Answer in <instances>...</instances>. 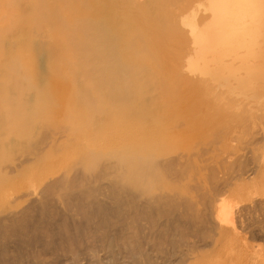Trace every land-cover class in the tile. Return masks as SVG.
<instances>
[{
  "label": "bare ground",
  "instance_id": "6f19581e",
  "mask_svg": "<svg viewBox=\"0 0 264 264\" xmlns=\"http://www.w3.org/2000/svg\"><path fill=\"white\" fill-rule=\"evenodd\" d=\"M4 1L5 0H0V27H2L3 24H5L7 22L6 17L8 14V9L6 8L7 2L6 1L4 2ZM123 1L122 0H26V2L29 3L30 5L28 7L29 13L27 15H25L26 17L24 19V24L28 23L29 25H32L34 27H38V26L39 27H46V29L43 28V31L47 30L46 34L49 32L46 35V37L49 35L50 37L55 39L54 40L55 42H57V40H58V43L60 44L59 45L57 43V46H56L55 42L53 43V45L56 48L54 51H55V53L58 52L57 55L59 56V59L57 61H55L56 63L54 64V68L52 70L50 69L51 72L47 68L49 70L48 71L49 72L48 78H46V77H45L46 79L40 78V76H38L40 74L36 73V71L38 69L36 70L34 68L36 71L35 70L31 71L34 80L41 82L43 84L42 86L43 87L45 86V88H43V89H46V92L49 90L48 93H50L52 90H54V92L59 91V90L61 92H63L64 90L62 91L60 88H62V87L64 88L65 85H67V87H68V84L69 85L72 84V83H69L72 81V79L69 78L68 76H70L71 74L74 73V72L72 73V71H74L73 68H72V71H70V75L67 76L71 81L64 79V78H66V77H64L63 80H67L68 84H65L64 82H62L64 84V86H61L62 85V84H60L61 82L59 83L57 81L58 76L56 75V72H55L56 71L55 65L56 66L60 65V67H61V66H66L69 64L68 69H70L69 66L72 65L71 63H73V61L78 62L80 60V62H83L84 60H88L89 61L88 65L84 64V66L85 65H87V66L82 68L83 71L84 70H88L90 72L92 71L91 73L96 74L95 76L93 74V77L96 78L94 80L95 81L97 80V82H99V85L102 83H106L105 81H107L108 85L106 84V87L108 88V86H112V87H109L108 90L110 88H113V89L109 90L110 92H108V90H106L107 93H111L110 95L107 94V99L108 100L113 99V97L117 95V93H115L116 90L114 89V88H116L115 84H118L119 86H117V87L120 88L122 83L119 84V82L125 81L124 83H126V84L124 85V83H123L122 86L123 87L128 86V87H125L128 89V91L130 90L129 89V87H130L131 91L126 93L127 89L121 88V89H118L119 91H117V92L118 93L120 92L121 94L125 92L126 93V94L124 93L125 97L123 95L122 96H123V98H126V96H128L127 100H128V98H130V99L133 98V100L135 101V104H137V103L138 104H137V106H135V104H134L133 105L134 107L131 105L132 109L134 108V110H138L140 105H139L138 100H135L134 98H136L135 97L136 95H140V94H137L138 92H141V91H139V84L141 85L143 83V81H141V83H140L139 77H141V76L143 77V74L141 73L142 70L138 66H136L134 64V62L124 61V59L122 57H124V55H126V54L128 55V53H129L134 58L133 60L140 59V62L142 61L144 63L146 62V63L151 64L152 62H148V58H146L144 55V52H145L144 50L146 49L147 56L149 53L150 55H152V57H154L153 59H155L154 60L155 62L153 63V65L156 68L161 69L165 72V76L163 75V78H162V79H165V80H163L164 82H166L165 85L167 84V82H170V81H172L174 83H175V81L178 82V84L175 83V87L177 85H179V88L177 89V90H180V93L177 91L180 94L179 96H178V94L176 95V93H177L176 90H174L176 92L175 93L173 90H171L172 88L171 89L169 88L173 83L167 84L168 86L166 85V87L163 85V87H165V89L168 87V89H166L165 94H167L168 93L167 90L170 89L171 91H173L172 94H175L174 97L177 98V96H178L180 98L179 101L182 102V103L179 102V105L176 104L178 102H175V101H173L172 103L175 102V105H177V106L181 105L180 107H182L183 105L186 106V108H185V106H183L182 108H180V107L176 108L175 110H177V113L173 112V114H177L180 117V119H181L182 115L186 116V115L191 114L193 117V114H196V108L200 107V105L204 104L202 107L207 108V109L203 110V114H204L203 117H201L199 119L197 118L196 120H193L195 117L194 118L189 117L190 119L187 121L184 119V122L186 121L185 123L182 121L183 124H187L186 126L190 125L189 130L184 125L182 126V124H181L182 122L180 123V127H179V130H181V132H182V130L185 131V129L188 130L186 132L183 131L184 134L181 137H184V138H182V139H187V138H194L195 139V138H197L196 140L193 139L197 143L196 154H194V153L193 154L196 155V159L198 160V163H195L196 161L193 160L195 164L192 163L193 161H187V163H185V164H183V163L178 164V162L176 161V159L178 160V158L176 157V158H174V161L169 159V161L166 160V162H164V163L162 162L163 164H160V169H161V173H162L161 175H164L163 177L166 178L165 183L167 184V181H168V183H169V181L171 182L169 185H171L172 182L176 183V185H178L176 192H178V191L180 192V190L182 191L185 189V191H184L185 195L180 196V193H178L179 194L178 196L176 194H175V196L173 194L172 195H165L162 198L160 197L161 202L159 203V206L157 205L158 207H156L155 204H153L155 207L154 208L151 207L149 209V211L152 213V215H154L155 219L153 222V217H152L151 221L154 223V226L156 225L157 228H159V230L154 232L155 228L154 229L152 228L154 231L152 230L153 232H151V233L149 231L148 241H141V240L139 241L140 238L139 239H138V237L135 238V235H133L131 233H127V235H126V234H124V232L126 233L127 230L122 229V230H120L121 232L118 234L119 239H117V241H116L117 248H119V249L116 250V249H114L115 248V246H114L115 239H114L113 235L102 236L99 234L98 235L99 238L102 237V245L105 248L104 250L107 251V253H105V251H104V253L107 254L106 258H104L105 259L104 263H106V264H181V263H184V261H187V259L189 258L188 256L190 255V252L193 251L191 249V246L187 244L190 240L188 241V239H187L188 242H186L187 237L184 238L185 235L188 236V238H189L190 236H192L194 234V236L195 237L197 236L203 244L204 241H206V239L208 237L213 238V236L216 233H217L216 236L219 233L220 234L219 236L227 237L228 235H226L225 230H226V232L230 233V235L228 236V239L226 241L230 242V243L234 242L235 244H237L239 246L240 252L245 256L246 254H248V251H249V250L245 249L246 245L248 244V242H247L248 239L252 240V241L261 240L264 242V0H151V2H150V0H147V1L145 0V1H143V3L146 2V4H143V3L140 5L137 4L138 6L134 7V9L132 11L126 10L125 7L127 6L128 3L131 4L133 0H131V1L129 0L130 2H128L126 0H123ZM148 1L150 3H148ZM126 2H128V3L126 4ZM34 3H36L37 5L35 4L36 5L35 6ZM124 3H125V6H123ZM130 4H128V7H126V8L129 9L132 6V5L129 6ZM24 6H25V4H24ZM22 12H24V11H22ZM19 14H23V13H19ZM82 14H83V17H84V15H87L88 18H90V22L88 21V23H87L88 18L87 19L85 18L86 19L85 23L89 24V26L86 24L87 26L84 27V25H85L84 22H78V18H80V16L82 17ZM19 17H21V16H19ZM161 17H164V19L166 18V21L165 20L163 21ZM72 18L73 19L75 18V21ZM160 18H161V22L162 21L164 23L166 22V25L163 26V25L159 24V23H161V22H159ZM81 19H83V18H81ZM20 22L23 24L22 21H20ZM79 23H82V25L84 23V25L82 27H79ZM29 27H31V26H29ZM39 27L37 30H39ZM121 27H126L129 30V32L138 35L141 38L139 41L140 45L141 46H142V44L144 45V47L142 46L143 49H141V47H139V45H138L139 43L136 44L135 42H133L131 37L129 38V37L121 34V32H123V31L125 32L126 29H122L123 31H121L119 33V30ZM25 28L28 29L27 26H25ZM79 28H83L85 31L84 35L82 34L83 37L81 38V40L78 39V37H77L78 34L77 35L75 34L76 33L75 31ZM91 28H93V30ZM30 29L31 28H29V30ZM35 30H36V28H35ZM35 30L32 32H37ZM23 31H24V29H23ZM27 31L25 30L24 32H27ZM44 33H45V31H44ZM26 34H28V32L25 33V35ZM32 34L33 33H31V35ZM36 34H38V32ZM39 34H41V33H39ZM125 34H127V32H125ZM32 36H34V34ZM32 36H30V37H32ZM50 37H49V40L51 41ZM133 37L136 38V36H134V35H133ZM28 38H29V34H28ZM135 38H133V39H135ZM141 40L143 42H141ZM26 41L27 40L25 39V42L20 43L19 46L22 48L21 52L23 53V51H24V52H26V55H27V54H30L29 46H28L30 41L29 40H28L29 42H26ZM48 41H47V43L42 44L43 46L42 45L41 46L47 47L45 45L48 44ZM50 41H49V43H50ZM182 41L187 43V44H185L186 46L184 45L186 47V50H185L186 55L183 54V52H182V54L179 57H181L182 55H185L186 59H184L185 57L183 59L179 58L180 59V61H179L178 56H177V53L179 52L177 45ZM33 42H32V44H33ZM52 42H53V40H52ZM51 45L49 47H52ZM76 45H78V46L73 47ZM36 46H38V45H36ZM38 47H40V45ZM49 47H47L48 50H46L48 52H50L49 49H51ZM53 47H52V53H54ZM34 48L38 49L35 46H34ZM41 50H43V48H41ZM38 51H39V49H38ZM40 52H39V54H42V56H41L42 60L45 57L49 56V53H48V56H47V54H45L47 52H45V53L44 52L40 53ZM34 53H35V51H34ZM36 53H38V52H36ZM55 53L53 55H55ZM57 55H55V56L57 57ZM150 55H149V57H150ZM178 55H179V53H178ZM12 56H14V55H12ZM38 56L40 58V55H38ZM128 56L130 57V55H128ZM33 58H36L35 55ZM11 59H12V57H11ZM14 59L17 60L19 63L20 59H18L17 57H15ZM82 59H83V61H81ZM36 61H37V59H36ZM46 62L47 63L49 62V58H48V61H46ZM38 63H39V61H38ZM75 63L73 66L77 67V64L79 62L76 63V65H75ZM49 64H47V65L49 66ZM181 64H182V70L184 69L182 71L183 74L178 73V69L181 67L180 66ZM15 66H16V64H15ZM36 67H38V66H36ZM49 67H51V66H49ZM140 67H142V66H140ZM144 67H145V65H144ZM30 68L32 69V67H29V69ZM77 68H81V67H77ZM47 69H46V71H47ZM138 69H140V70H138ZM61 70H63V69H61ZM78 70H80V69H78ZM83 71L80 70V72H83ZM139 71H141V72H139ZM48 72H47V74H48ZM61 72L59 71L58 73H61ZM77 72L78 71H76V73ZM145 72H147V71H145ZM40 73H41V71H40ZM67 73H69V72L67 71ZM76 73H75V75H76ZM91 73H87L86 75L91 74ZM138 73H141L142 75L141 74L139 75ZM61 75H63V74H61ZM80 75L83 76V74H80ZM86 75L84 77L87 78V80H88V78L91 79L92 75L87 76V77H86ZM73 77H75V76H73ZM93 77H92V79H93ZM156 79H158V78H156ZM31 80L32 79L30 78L29 81H31ZM60 80H62V79L60 78ZM164 82H162V84H164ZM33 84H34V82H33ZM102 85H104V84H102ZM102 85L100 87H103ZM173 86H174V84H173ZM104 87H105V85H104ZM65 89H67V88H65ZM95 89H97V88H95ZM100 89L101 88H99V90L98 89L97 90L101 93L103 92V95H101V96L102 97L105 96L106 95V94L104 95L105 89L104 90L101 89L102 91ZM186 89L188 91L189 90L192 91V93H193V91H196L195 93H193V94H196V96L188 97V93H187ZM97 90H95V91L97 92ZM111 90H112L114 95L112 94ZM185 90H186L187 94L184 93ZM65 91H71V90L69 88ZM209 91H211V94H212L211 96L209 94ZM46 92H44V95L46 94ZM86 92H88V91H86ZM63 93H61V94H63ZM129 93H131L130 94L131 97L128 95ZM40 94H41L40 96H42L43 93H40ZM121 94H120V97H121ZM156 94L157 93H155L154 95H156ZM59 95H60V92H59ZM65 95H66V92H65L64 96L63 95L62 96L60 95V96L61 97H67ZM76 95H77V93H76ZM88 95H89V92H88L87 96L85 95L86 98L88 97ZM72 96H75V95L73 94ZM96 96H97V94H96ZM190 96H192L191 93H190ZM76 97H78V95ZM92 97H90L91 101H92ZM156 97L157 96H155L154 98H156ZM163 97L166 98V95ZM145 98H147V97H145ZM158 98H160L158 102L161 103V101H163V104L168 101V99L165 100V98L162 100L160 96H158ZM173 98H172V100L175 99V98L174 99ZM179 98H177V99H179ZM79 99H81V98H79ZM79 99H77V100H79ZM94 99H96V101H97V99H99V98L95 97ZM104 99H105V97H104ZM114 99H115V97H114ZM136 99H139V97L137 96ZM58 100L60 101V98ZM65 100L70 101L69 98H67ZM118 100H116L117 102L114 100L115 104L113 105V107L114 106L117 107L119 105V104H116V103H118ZM121 100H122V97H121ZM149 100L145 101L146 105L144 104L145 105L144 108L146 107L145 110H147V111H148V109H149V111H150V109H153V108L155 109V104H154L153 108H150L151 103ZM172 100L170 99L169 101H172ZM96 101L93 102V105H92V103H89L90 104L89 108H90V106L93 107V106L97 105V103H99V102L103 103V101H99L97 103H96ZM105 101H106V99H105ZM136 101H137V103H136ZM139 101L141 102L142 100L139 99ZM72 102L73 101L71 100V103ZM77 102H79V101H77ZM109 102H111V101H109ZM109 102H107V104ZM128 102L129 101L126 102V99L125 100L123 99L121 101V104L123 103L124 105H126V103H128ZM131 102L132 103H130V104H133V101H131ZM153 102H155L154 99H153ZM10 103L11 102H9V105H10ZM73 103H75V102H73ZM73 103L71 105H74ZM199 103H200V105H199ZM128 105H129V103H128ZM138 105H139V107H138ZM156 105L158 106V104H156ZM169 105H167V103H166V106H169ZM173 105L174 104H172V106ZM127 106H126V108H125V106H123V107L126 110L130 111L131 109L130 110L127 109ZM157 106H156V108H157ZM82 107H84V106H82ZM129 107H130V105H129ZM162 107H164V106H162ZM93 108H95V109L99 108L100 109V107H96V106ZM122 108H121V110H118V111L115 110L116 111L115 113L113 112V115L115 118H117V116L121 114V111L125 110V109L122 110ZM142 108H143V106H142ZM172 108L169 107V110L172 111ZM0 109H2V108H0ZM112 109L113 108L111 107V110ZM154 109L152 111L156 112ZM160 109L161 108H159V110ZM100 110H98V111H100ZM145 110L143 111V113H145L148 116L147 121L146 120L145 121L147 122V124H149V127L151 129H154V128L156 129V127L153 128V125L157 126L158 128L156 130L160 132V135L158 134V136L160 138H162L163 130H167V128L165 129V127H164L166 125V122H164V119L166 117H164V119L162 118L164 115L166 116V114H164V112H163L162 113L163 116H161L159 118V120H155L156 118L153 115V112H149V111L146 112ZM140 111H141V108H140ZM164 111H165V109H164ZM104 112H106V111H104ZM138 112L139 111L132 112V113H134V115H135ZM168 112H170V111H168ZM96 114L99 115V113H96ZM127 114H129V112H126V115ZM199 114L200 113H198L195 116H198ZM155 115H156V113H155ZM157 115H159V114H157ZM108 116H110V115H108ZM120 116H122V115H120ZM120 116H118V117H120ZM128 116H126V117H128ZM201 116H202V113H201ZM187 117L188 116H186V118ZM111 118L112 117H110V119ZM142 118L145 119V117H142ZM167 118H168V120H167ZM167 118L165 120H167L168 122L169 121L174 122L172 120L173 117H167ZM169 118H171V120ZM174 118L178 119V117L177 116L175 117V115H174ZM182 118H184V116ZM28 119H29L28 116H27V119L25 117H21V118L18 117L13 122L12 128H13V133L15 136L11 137L8 140V142L5 144L6 147H9L12 151H16L17 148H19V146L21 144L23 145V143L21 142L22 140L20 141V139H18V137L26 136V137L30 138L32 136L33 128L31 127V125L29 126V124H27V123H29ZM86 120H88V118ZM111 120L113 121V119H111ZM1 121H2V119H1ZM177 121H179V119ZM139 123H138V121H131V120L129 121L128 120L127 123L121 124V126L118 125L119 126L118 129H119V131L124 132L123 134H125V133L127 134L128 138L130 139L129 142H131V143L140 141V140H138V135L140 133L145 134L144 136L145 137L147 136V138H149V140L152 139V137L155 136V133L151 132L152 130L148 131L149 128L146 129L147 127L144 129V126H143V128H142L141 123L140 124ZM143 123H144V121H143ZM88 124H89V122H88ZM171 125H173V123ZM1 126H2V124H0V127ZM191 126H192V128H191ZM106 127L108 128V126H106ZM181 127L185 128V129H183V128L180 129ZM112 128L113 127H111V129ZM169 128L172 129L173 126L169 127ZM188 128H189V126H188ZM191 129H194V130L190 131ZM179 134H180V132H179ZM115 136H116V133H115ZM113 137H114V135H113ZM181 137H179L177 139L179 140ZM117 138H118V136H117ZM92 139H93V137H92ZM105 140H107V139H105ZM105 140H103V141H105ZM114 140H115V138H114ZM165 141L163 143H165ZM166 142L168 144V141H166ZM171 142H173V141L170 140V143ZM182 142H184V140ZM182 142H178L179 145L181 143V146H183ZM163 143H162V145H163ZM100 145L101 144H99V147H100ZM120 145H121V143H120ZM125 145H127V144H125ZM122 146H123V144H122ZM129 146H130V144H129ZM134 146H135V143H134ZM151 146H153V145L151 144ZM158 146H160V145H158ZM198 146H200L199 149H198ZM109 147L112 148V146H109ZM154 147H152L153 148L152 150H154ZM100 148L102 149V146ZM120 148H121V146H120ZM150 148L151 147H149V150H151ZM161 148H163V147H161ZM125 149H127V146L125 147ZM128 149H130V147ZM144 149L139 148V150H144L145 152H147L146 151L147 149L146 148H144ZM157 149L158 148H156V150H154L153 153L152 152L151 153L154 154L156 151H159L160 148L158 150ZM139 150H137V151H139ZM132 151H134V149ZM137 151H135L136 155H138ZM139 152H141V151H139ZM145 152H143V153H145ZM129 153H130V151H128L127 155H125V156H127V158H129L128 157ZM143 153H141L142 156L139 153V155L141 156L139 158L140 160L146 159V158H144ZM147 153L151 154L149 152H147ZM166 154H165V156H166ZM165 156H163V157H165ZM130 157H132V156H130ZM149 157L150 156H148L147 158H149ZM152 157H153V155H152ZM188 157L189 156L187 155V159H188ZM192 158L193 157H191V159ZM132 159H135V156H134V158H131V161H132ZM191 159H188V160H191ZM128 160L129 159H127V161ZM137 160H138V158H137ZM25 161H26V159H25ZM185 161H186V158H185ZM182 162H184V161H182ZM28 167H29V173H30L28 183L31 184L34 182L33 181V179H34L33 178V170H34L33 167L34 166H33L32 161L29 163ZM4 169L5 168L2 169V171H4V174L1 176L2 178L0 177L1 178L0 179V194L6 195L12 191H13V193L17 192L20 174L13 172V171H15L13 169L12 172L15 174L12 175L13 173L12 174L10 173L11 168L8 170L7 169L4 170ZM136 169H138V168H136ZM133 170H135V169H133ZM142 171H143V169H142ZM140 172L141 171H139V173ZM132 173H135V172L132 171ZM139 173H137V174L139 175ZM137 174H135V175L137 176ZM158 174L160 175V173H158ZM137 177H139V176H137ZM186 179H187V182L190 180V181H192L193 184L191 183L192 184L191 185L189 183H186ZM72 181H73V179H72ZM182 183H184L185 185H183ZM173 185L175 186V184H172L171 186H173ZM53 187H54V184H53ZM180 187L182 189L178 190ZM51 188H52V186H51ZM241 188H242V190H245L246 193H248V196L243 197L246 200L245 202L248 201V203L239 207L238 210H239L240 214L238 216H240V217H238V216H236L238 213H236V212L234 214L230 213V212L234 211L232 209L234 208V205L236 204V203L232 204V203H234L232 200L235 199L236 197L231 196L234 198L232 200L229 199V201H228L229 203H227V208L230 209L229 208L230 206H233V208L231 207L230 212H227V214L230 213L227 216V214L223 213L224 211H222L224 209H220L221 207L223 208L226 206L225 203L228 200L225 198L226 197L225 192L227 191L228 194L229 193H235L236 191L240 190ZM175 190H176V188H175ZM42 192H44V191H42ZM240 192L241 191H239V194H240ZM222 193H225V194L223 195ZM220 194L225 196V197L224 198H222L223 196L218 197ZM234 195H236V193ZM6 196H10V194L6 195ZM228 196H227V198H228ZM241 196L239 195V198ZM217 198L219 200L220 199H222V200L226 199V202H224V203H222V201L218 202ZM77 199H79V200L82 199V201H83V198L79 197ZM115 200L116 199H114V201ZM155 200H156V198H155ZM157 200H159V199L157 198ZM153 201H154V199H153ZM216 202H218V204H221V203L225 204V206L223 205L221 207H218L220 205H217ZM235 202H237V201H235ZM50 203H51V201H50ZM82 203L83 202H81V204ZM151 203H156V202L151 201ZM156 204H158V203H156ZM30 206L31 205H29V207ZM199 206H201V208ZM29 207L27 208V206H26L25 208H23L24 210L20 209L19 211L12 214V217H10V218H7V219L5 218V220L4 219L0 220V221H2V223L0 222L2 224L0 226V238L1 237L4 238V237L8 236V238L15 237L14 239H16V242L14 244H12V245L10 244L11 246L8 243L2 244L3 242L0 241V256H1V258L3 257L2 259H4V260L7 259L6 261L8 263H10V261L12 262L15 259L19 258L20 256L23 255L22 257H24V255H25V257H28L29 260H33V261H28V262H31V264L32 263L48 264L49 262H47L45 260V259L48 260V258L46 257V256H48L47 255L48 253H46V252L53 251L52 249H54V248H56V246H58V243L55 239H56V237L59 236V234L61 236H59L58 238L60 239V237H62L60 241H62V243H64V245L62 244V247L65 248L64 253H66V252L71 253V251H67V249H68V247H70V248L72 247L73 244L71 245V243H74V242H71V241H73V239L75 240L78 238H76V237L74 238L73 235L69 234V232H68V236L70 238L73 237V239L71 238L72 239L71 240L66 235H62L60 233V231L62 232V230H60L59 227H57V228H59L58 230H60L59 232L57 230H55L56 229V227H55L56 223H54L55 220H53L54 222H51L52 220L51 219L48 220V217H46L45 219H42L43 220L42 222L40 221L41 223L36 224L37 226L35 225V222L37 220V219L35 220L36 212H38V214H37L38 216H41V215L44 217L48 216L51 212L53 213V211H54V209L51 208L52 206L51 207L45 206V208L43 207V208L35 209V210L30 209ZM237 207H238V205H237ZM50 208L53 211L52 210L50 211L49 210ZM180 208H181V210H180ZM78 209L80 211L82 208H78ZM228 209H225V210L227 211ZM235 209H236V207H235ZM92 210L93 209H91V211ZM94 210H95V208H94ZM49 211H50V213H49ZM62 211H64V210H62ZM81 211H83V210H81ZM59 212H61V211H59ZM178 212H179V214L182 213L183 215L187 214V216H188V214H191L190 216H192L196 213H201L203 215V218H201L202 215H201V217H199L198 215H200V214H197V215H195L196 219H197V217H198V219L201 218L202 220L201 219H199V220H201V222L204 224H205V222H206V224L208 223L210 225V227H208L206 224H205L206 227L204 226V228H202V227L199 228L203 224H201L199 227L198 226L196 227L195 224L199 223L200 221L197 219L199 222H197V220H196V223L193 224V222L195 220H193V217H191L190 219L184 221V224H187V225H185V226H184V224L181 225L182 227L188 226L187 228H189L188 231L183 236L180 229H178L180 226H178V228L174 227L175 225L174 226L172 225L173 221H170L171 217H169L170 220L168 218L166 219V217H168V215H170V214H171V216L176 215V217L175 216L174 217L177 218ZM69 213H68V215H69ZM80 213H83V212H80ZM75 214L77 215L78 212ZM88 214H89V212H88ZM92 214H93V212H92ZM95 214H96V212H94V215ZM98 214H100V213H98ZM56 215H57V212H56ZM68 215H66V216H68ZM62 216H63V213H62ZM70 216H72V215H70ZM70 216H68V217H70ZM224 216H226L225 217L226 220L229 219L227 223L223 220ZM68 217H67V219H68ZM52 219H53V217H52ZM39 220H41V219H39ZM177 220H179V219H177ZM61 221H63V219ZM64 221H66V220H64ZM58 222L60 223V221H58ZM73 222L71 221V223H73ZM177 222L178 221H176V223ZM36 223H38V221ZM67 223L68 222H66V225H67ZM69 223H70V221H69ZM79 223H81V222H78V224H76V226L77 225L79 226V227H77L79 229H76L75 231L80 230V226L83 225L82 223H81L82 225H80ZM64 224L65 223H63V227H65V229L67 230L69 228L68 225L70 226V224L67 225L68 228ZM178 224H176V225H178ZM192 224L194 226H192ZM65 229H63V230L66 231ZM218 229L220 230V232H218V231L216 232V230H218ZM68 230H70V232L72 231V229H68ZM82 230H83V228L79 231V234H80V232H83ZM55 231H57V232H55ZM88 231H90V230H88ZM90 232H88V233L90 234ZM106 232L107 231H105V234H106ZM210 232H211V234L213 233L212 234L213 236H211V235L208 236V234H210ZM79 234H78V236H79ZM83 234L85 235L87 233H83ZM97 234H98L97 231L93 230V235H97ZM107 234H109V233H107ZM65 236L71 240L70 245L66 244L69 242H67ZM81 236H80V240L82 239ZM89 236L92 237V234H90ZM194 236H192V237H194ZM34 237H35V239H34ZM45 237H48L49 239H45ZM82 237L84 239L85 236H82ZM3 238H1V239H3ZM96 238H98V237H96ZM96 238H94V240ZM39 241H42L43 246H41V249L40 248L36 249L35 245L37 242L39 243ZM64 241H66V243ZM78 242L82 243L83 241H78ZM78 242H77V244L79 245L80 243H78ZM142 242H144V243H142ZM146 242L149 244H147ZM210 242H208V243H210ZM208 243H206L204 245V247L206 245H208ZM22 244L23 245L26 244L25 246H28V249L21 250V247L18 248ZM84 244H86V243L84 242ZM191 244L193 245V243H191ZM212 244H213V241H212ZM87 245H89V244H86V246ZM102 245L100 244V246H102ZM13 246L14 247L16 246V247L14 248ZM75 246H76V249H75ZM181 246H183V247L185 246L187 248L182 249ZM208 246H211V245H208ZM47 247H49L51 250H46V249H49ZM73 247L72 248L75 250V252H77L78 246L75 244V245H73ZM94 247L95 246H93V249H90V250L91 251L93 250L94 255H95L97 250L94 249ZM201 247L199 249H201ZM100 248H102V247H100ZM205 248H207V246ZM249 249H250V247H249ZM253 249H251V251H253ZM196 250H197V248H196ZM260 250H261V248H260ZM63 251H64V249H63ZM14 252H15V254H13ZM78 253H80V252H78ZM259 253H260V251H259ZM11 254H13V256ZM162 254H164V255H162ZM191 254H192V252H191ZM41 255H45L44 258L45 257L46 258L44 260H41V258L43 259V257H41ZM94 255H93V257L91 255L92 259H91L90 264H99V262H97L98 259L97 260L93 259V258H97V257H95L96 255L95 256ZM251 255L253 256L254 254L252 253ZM262 255H264V253ZM66 256H67V253H66ZM191 256H193V255H191ZM246 256L248 257V255H246ZM249 257H251V256H249ZM261 257L264 258V256H261ZM67 258H68V256H67ZM124 258L125 259L127 258L128 260L126 261ZM20 260H22V259L20 258ZM51 260L52 259H49V261H51ZM17 261H18V259H17ZM69 261H70V263L68 262L69 264H72L73 262H75L74 264H76L78 262V259L76 261V259L73 258V259H69ZM101 261H102V259H101ZM79 262H80V260H79ZM79 262H78V264H80ZM261 262H262L261 264H263V261H261ZM255 264H257V263H255Z\"/></svg>",
  "mask_w": 264,
  "mask_h": 264
},
{
  "label": "rangeland",
  "instance_id": "374dc122",
  "mask_svg": "<svg viewBox=\"0 0 264 264\" xmlns=\"http://www.w3.org/2000/svg\"><path fill=\"white\" fill-rule=\"evenodd\" d=\"M5 1L7 2L6 8L8 9V14H7V17H6L7 22L5 24H3L2 27H0V108H2V109H0V116H1L0 117V124H2V126L0 127V177L4 174V171H2L3 168H5L7 170L11 168L10 173L12 174L13 172H15V173L20 174V179H19L17 192L13 193V191H12V192H9L8 194H6V195L10 194V196H6V195L0 194V217H1L0 220L1 219L5 220V218L7 219V218L12 217V214H14L15 212L19 211L20 209L22 210L26 206L28 208L29 205L32 206V207L30 206L29 208L33 209V210L40 209V208H43V207L45 208V206H48V207L52 206L51 208L54 209V211L51 208L49 209L50 211L51 210L53 211V213L52 212L50 213V211H49V213H50L49 215L50 216L49 215L45 216V217L42 216V215L38 216L37 215L38 212H36L35 220L37 219L36 222L38 221V223L35 222V225L41 223L43 221L42 219H45L46 217H48V220L51 219L52 220L51 222H54L53 220H55L54 223H56V224L58 223L57 224L58 226L55 224V227H56L55 230H57L58 232L60 230H62V232L60 231V233L62 235H66L68 238H70L68 236V232H69V234H72L74 238L75 237L78 238V239L74 240L73 237H71L73 239V241H71L72 240L71 238H70L71 239L70 240V239H68L65 236L67 242H69V243H66V241H64L67 245H70V241L74 242L78 246L77 247L78 251L76 250L77 252H75V250L73 249L74 248L73 245H75V244L71 243V245L73 244L72 245L73 248L71 247L72 248L71 249L70 247H68V249L67 248L66 249H67V251H71L72 254L70 252H69L70 254L68 252H66L67 256H68V258H67L66 253H64L65 252V248L62 247V244L64 245V243H62V241H60L62 237H60V239L58 238L59 236H61L59 234V236L56 237V239H55L57 241V243H58V246H56V248L52 249L53 251L46 252V253H48L47 254L48 256H46L48 258V260L45 259L46 257L44 258V256L46 254L45 255H41V257H43V259L39 256L41 258V260L45 259L47 262H49L48 264H54V263L55 264H63V263L64 264H69L70 263L69 259H73L74 258V259H76V261L78 259V262L80 260V262H79L80 264H90L91 259H92L93 255H94L93 250L91 251L90 249H93V246H95L94 249H96L97 252L95 251L96 252V254H95L96 256L95 255L94 256L97 257V258H93V259H96V260L98 259L99 260L101 258L103 262L101 261V259L99 261L97 260V262H99V264H106V263H104L105 262L104 258H106L107 254H105V253H107V251L104 250L105 248L102 245V237L99 238V236H98L99 234L102 235V236H104V235H113V237L115 239V241H114L115 248L114 249H116V250L119 249V248H117L116 241H117V239H119V235L118 234L121 232L120 230H122V229H124V230L126 229L127 230L126 233L124 232V234H126V235H127V233H131V234L135 235V238H137V237H138V239L140 238L139 241L140 240L141 241H148V239H149V235H148L149 231H150V233L153 232L154 228H155L154 232L159 230V228H157L156 225H155L156 227L154 226L153 222H154L155 217H154V215H152V213L149 211V209L151 207L154 208L155 206L158 207L159 203L161 202L160 197L162 198L165 195H172L173 194L175 196V194H176L178 196L179 195L178 193H180V196L185 195V193H184L185 189L181 191L180 190V189H182L181 187L178 189V190H180V192L179 191L176 192L177 191V187H178V185H176V183L172 182V184H175V186L174 185L171 186L172 184L169 185L171 183L170 181H169V183L167 181V184L165 183L166 182V180H165L166 178L163 177L164 175H161L162 173H161V169H160V164H163L164 162H166V160L169 161V159L174 161V158H176V157L178 158V160L176 159L178 164L179 163L185 164V163H187V161H193V160L196 161L195 163H198V160L196 159V155H194V154H196V148H197V143L194 140H196L197 138H195V139L194 138L182 139V138H184V137H181L184 134L183 133L184 130H182V132H181V130H179L180 123L182 121L184 122V119L186 121L189 120L192 117V115L191 114L190 115H186V116H188L187 118H186L185 115H182V117L184 116V118L181 117V119H180V117L177 114H173V112L177 113V110H175V109L181 106V105L180 106L175 105V102H178V103H176L178 105H179V102H180L179 101L180 98L178 97L180 95L179 94L180 90H177L179 88V85H177L175 87V83L178 84V82L175 81V83H174V82L170 81V82H167V84H169V83H171V84L173 83L174 84V86H173V84L172 85L170 84L171 86L169 88L170 89L172 88L171 90H173V91L176 90V92L177 91L179 92V93L178 92L176 93L174 91L176 93V95L178 94L177 98H179V99L174 97L175 94H172L173 91H171L170 89L167 90L169 94L168 93L165 94L166 93V89H168V87L165 89L167 84L165 85L166 82L163 81L165 79H162L163 75L165 76V72L163 70H161V69L156 68L153 65V63L155 62L154 61L155 59H153L154 57H152V55H150L149 53H148V56H147L146 49L144 50L145 51L144 55H145L146 58H148V62H152L151 64L150 63H146V62L144 63L142 61L140 62V59L133 60L134 58L129 53H128V55H130V57L127 54L124 55V57H122L124 59V61H132V62H134V64L136 66H138L142 70V72L139 71V72H141L143 74V77L142 76L139 77L140 78L139 79L140 83H141V81H143V83L141 84L142 86L139 84V91H141V92H138L137 94H140V95H136L135 97L137 98V96H138L139 99H141L142 101L144 99L145 100L143 102L142 101L140 102L139 99L134 98L135 100H138V102H139L140 107L138 105V107H139L138 110H134V108L132 109V106L135 104V101L133 100V98L132 99L128 98V100H127L128 96H126V98H123L124 93H125L124 91H123L124 93H122V94L120 92L119 93L121 94L122 100L126 99V102L129 101L128 103H129L130 107H129L128 103H126V105L123 104L125 101L121 104L122 100H121L120 94L117 91H119L118 89H121V88L124 89L125 87H128V86H125V87L122 86L125 81L124 82H119V84L122 83L121 84L122 87L120 86V88L117 87V86H119L118 84H115L116 88H114V89L116 90L115 93H117V95L115 94L116 95V96H114L115 99L113 97V99H109L108 100L107 99V94L110 95L111 93H107L106 90H108V88L112 87V86H108V88H107L106 84L108 82L105 81L106 83H102V84L105 85V87L107 88L106 89L104 87V85H102V84L99 85V82H97V80L96 81L94 80V79H96V78L93 77V74H94V76L96 75L95 73H91L92 71L90 72L88 70H84L85 71L84 72L82 68L87 66L88 62H89L88 60H84L83 61L84 58L81 60L83 62H80V60L78 61L79 63L77 61H75L76 63H78L77 67H81V68H77L76 66H73L74 63H75L74 61H73V63H71L72 65L69 66L70 69H68V65L69 64L66 65V66H61V67H60V65H58V66L55 65V67H56L55 68V70H56L55 72H56V75L58 76L57 77L58 78L57 81L59 83L61 82L60 83V84H62L61 86H64V84L62 82H64L65 84H68V81L70 80L69 78L72 79V81L70 80L71 82H69V83H72V84H70V85L68 84V87L70 88L71 91H65V90L69 89L67 87V85H65L64 88L63 87L60 88L62 91L64 90L63 91L64 93L61 92L60 90L59 91H55L56 93L54 92V90H52L50 93H48L49 90L46 92V89H43V88H45V86L43 87L42 86L43 84L41 82L34 80L31 71H33L35 69L36 70L38 69L37 71L36 70L35 71H36L37 74H40V75H38V76H40V78H43V79L48 78V75H49L48 71L50 69L52 70L54 68V64L56 63L55 61H57L59 59V56L57 55L58 52L55 53V51H54L56 49L55 46L53 45V43L55 42L54 41L55 39H53L52 37H50L48 35L51 38V41H50L49 37L48 36L46 37V35L49 33L48 32L46 34L47 30H44L45 31V33H44L43 28L46 29V27H39L38 26L39 30H37L38 27H34L32 25H29L26 22H25L26 24H24V19L26 17L25 15H27L29 13L28 7L30 5L29 3L26 2V0H5ZM126 1L130 2L131 0L130 1L126 0ZM143 1H145V0H137V1L133 0L132 1L133 4L132 3L130 4V3L126 2V4L127 3L130 4L129 6H131V5L132 6L129 8L130 9L129 10L128 8H126V7H128V4H127L125 9L128 10V11H132L134 9V7L142 4ZM150 2H151V0H150ZM150 2L148 1V3H150ZM24 4H25L26 7L24 6ZM35 4L36 3H34V5ZM143 4H146V2H144ZM123 6H125V3H124ZM22 11H24V12H22ZM19 13H23V14H19ZM19 16H21V17H19ZM86 16L87 15H84V17H83V14H82V17L80 16V18H78V22H84L85 23L86 19L88 18V16L87 17ZM81 18H83V19H81ZM161 18H162L163 21L164 20L166 21V18L165 19H164V17H161ZM161 18L159 19L160 21L158 20L159 22H161ZM73 20L75 21V18ZM20 21H22L24 25ZM88 21L90 22V18L87 19V23H88ZM163 21L161 23H159V24L164 26V25H166V22L164 23ZM84 23H83V25H84ZM87 23H85L84 27L87 26V25L89 26V24H87ZM28 25L31 26V27H29ZM83 25H82V23H79V27H82ZM25 26H27L28 29L25 28ZM29 28H31V29L29 30ZM35 28H36V30H35ZM23 29H24V31L28 30L27 32L29 34V38H28V34L25 35V33H27V32H24ZM79 29H77L78 31L77 30L75 31L76 32L75 34L76 35L78 34L77 37H78L79 40H81V38L83 37L82 34L84 35L85 31H84L83 28H79ZM91 29L93 30V28H91ZM122 29H126L125 32H127V34H125V32ZM34 30L37 31L38 34H36L37 32H32ZM29 31L31 33H33L34 36H32L33 34L31 35V33ZM121 31H123V32H121ZM120 32L124 36H127L129 38L131 37L133 42H135L136 44L139 43L138 44L139 47H141V49H143L142 46L144 47V45L143 44H142V46L140 45L139 41H140L141 38L138 35L129 32V30L126 27H121L120 30H119V33ZM39 33H41V34H39ZM133 35L136 36L137 39L135 37H133ZM30 36H32V37H30ZM132 37L135 38V39H133ZM24 38L27 40L26 42L30 41V43H31V44L30 43L28 44L30 54H27V55H26V52H24V51H23V53L21 52L22 48L19 46L20 43L25 42ZM48 40L50 41V43L52 45L49 43ZM52 40H53V42H52ZM31 41L32 42L34 41L35 43L33 42V44H32ZM47 41H48V44H46L45 46H47V47H49L50 45L52 47L54 46L53 47V52L55 53V55H57V57L55 55H53L54 53H52V47H49V48H51V49H49L50 52L46 51V50H48L47 47H42L43 46L42 44L47 43ZM141 42H143V41L141 40ZM57 43H58V40H57V42H55L56 46H57ZM185 44H187V43L182 41V42H180L177 45V48H178V51H179L178 52L179 55L177 53V56H178V60L179 61H180L179 58L183 59L185 57L184 59H186V56H185L186 55L185 54V52H186L185 51L186 50L185 46L186 45ZM36 45H38V46L40 45V47L43 48V50H41V48L36 46ZM34 46L37 47L39 49V51H38V49L34 48ZM77 46L78 45L73 46V47H77ZM34 51H35V53H34ZM40 51L42 53L43 52L44 53L47 52V53H45V54H47V56H48V53H49V56L45 57L46 59L44 58L42 60L41 59L42 54H39ZM36 52H38V53H36ZM182 52L185 55H182L183 57L182 56L179 57L182 54ZM12 55H14V56H12ZM34 55H35L36 58H33ZM38 55H40V58H39ZM149 55H150V57H149ZM10 56L12 57V59H11ZM15 57L20 59L19 63H18L17 60L14 59ZM48 58H49V62L47 63L46 61H48ZM36 59H37V61H36ZM34 60L37 63L39 61V63L37 64ZM76 63H75V65H76ZM15 64H16V66H15ZM47 64H49V66H51V67H49ZM84 64H87V65L84 66ZM139 65L142 66V67H140ZM144 65H145V67H144ZM36 66H38V67H36ZM180 66L181 67L178 69V73L179 74H183L182 71L184 69L182 70V64ZM29 67H32V69L30 68L31 69L30 70ZM72 68H73L74 71H72ZM46 69H47V71H46ZM61 69H63V70H61ZM78 69H80L83 72H80V70H78ZM140 69H138V70H140ZM51 70H50V72H51ZM40 71H41V73H40ZM57 71L58 72L62 71V72L58 73ZM67 71L69 73H67ZM70 71H72V73L73 72L74 73L70 75ZM76 71H78L80 74H83V76L80 75L78 72H77L78 73L77 74ZM145 71H147V72H145ZM47 72H48V74H47ZM75 73H76V75H75ZM87 73H91V74L86 75ZM141 73H138V74L140 75ZM61 74H63V75H61ZM68 75H70V76H68ZM85 75H86V77L92 75L91 79L88 78V80H87V78L84 77ZM73 76H75V77H73ZM64 77H66V78H64ZM92 77H93V79H92ZM30 78L33 81L32 80L29 81ZM60 78L62 80H63V78L67 79L68 81L67 80H63L62 81V80H60ZM156 78H158V79H156ZM33 82H34V84H33ZM162 82H164V84H162ZM125 84L126 83H124V85ZM101 85L104 88L100 87ZM163 85L165 87H163ZM65 88H67V89H65ZM95 88H97L98 90H99V88H101V89L103 88L102 90L105 89L104 90V92H105L104 95L105 94L106 95L102 97L101 95H103V92L101 93ZM110 89H113V88H110ZM125 89H127V88H125ZM129 89H130L129 91H131L130 87H129ZM95 90H97V92ZM109 90H108V92H110ZM186 90H185L184 93H186ZM86 91L89 92V95H88L87 98H86V96H87L88 92H86ZM129 91L127 89L126 93H128ZM211 91H209L210 96L212 95ZM44 92H46L45 95H44ZM59 92H60L61 96L62 95L64 96V94L66 92L65 96H67V97H61L59 95ZM111 92H112V90H111ZM195 92L196 91H193V93H195ZM40 93H43L42 96H40L41 95ZM61 93H63V94H61ZM76 93H77L78 97L81 98V99L76 97L77 96ZM155 93H157L158 95L157 94L154 95ZM187 93H188V97L196 96V94H193L192 91H190V90L189 91L187 90ZM190 93H191L192 96H190ZM73 94L75 96H72ZM96 94H97V96H96ZM112 94H113V92H112ZM130 94L131 93H129L128 95L130 96ZM164 94L166 95V98L163 97V96H165ZM152 95L154 97L155 96H157V97L154 98ZM89 96L90 97L93 96L92 97V101H91V98ZM94 96L96 98H99V99L101 98V99L100 100L97 99V101H96V99H94L95 98ZM158 96H160L162 100L164 98H165V100L168 99V101L164 103L165 105L163 104V101H161V100H160L161 103L158 102L159 99H160V98H158ZM104 97H105L106 101H105ZM145 97H147V98H145ZM59 98H60V101L58 100ZM64 98L65 99L69 98L70 101L69 100H65ZM172 98L174 100H172ZM77 99H79V100H77ZM153 99H154L155 102H153ZM170 99L172 101H169ZM71 100L73 102H75V103L77 101H79V102L76 103L77 105L72 102L74 105H71L72 104ZM98 100L99 101H103V103L99 102ZM114 100L115 101L118 100V103H116V104H119V105L121 104L122 106L121 105L120 106L116 105L118 108L115 107V106L113 107V105L115 104ZM130 100L133 101V104H130V103H132ZM146 100L150 101L151 106H152L151 107L149 105L150 108H153V106L155 104V109L154 108L153 109L156 112L152 111L153 109H150V111L148 109L149 112H153V115L156 118V119L154 118L155 120H159V118L161 116H163L162 115L163 112H164V114H166V116L164 115L162 117L163 119H164V117H166V118L167 117H173L172 120L174 122H172V121L168 122L167 121L168 118H167V120H165L166 118L164 119V122H166V125L164 127H165V129L167 128V130H163L162 138H160L158 136V134L160 135V132L156 130L158 127L153 125V128L156 127V129L155 128L151 129L149 127V124H147V122H146L148 116L145 113H143V111L146 108V107L144 108V106L146 105L145 104ZM95 101H96V103L97 102H99V103H97V105H95L96 104L95 103L94 105L96 107H100L101 110L99 108H97V109L93 108L95 106H93V107L90 106V108L91 107L92 108L91 109L89 108V105H90L89 103H92V105H93V102H95ZM109 101H111V102H109ZM173 101H175V102L172 103ZM9 102H11V103L13 102V103L12 104L10 103V105H9ZM107 102H109L108 103L109 105L107 104ZM136 103H137V101H136ZM166 103H167V105L170 104L171 106L170 105L166 106ZM180 103H182V102H180ZM200 103H199V105H200ZM137 104H135V106H137ZM156 104H158V106ZM160 104L162 106H164V107H162ZM172 104H174L173 106L175 108L172 106ZM203 105L204 104H202V105H200V107L196 108V114H193V117H192V118L195 117L193 120H196L197 118L199 119V118L203 117V115H204L203 114V110L207 109L206 107H202ZM82 106H84V107H82ZM123 106H125V108L127 106V109H129V110L131 109V110L128 111ZM142 106H143V108H142ZM156 106H157V108H156ZM183 106H185V105H183ZM111 107L113 108L112 110H111ZM169 107L170 108L173 107L174 109L172 108V111H171V110H169ZM182 107H180V108H182ZM121 108H122V110L125 109V110L121 111L120 115H122V116L118 115L120 117L117 116V118H115L114 115H113V112L115 113L116 112L115 110L118 111V110H121ZM140 108H141V111H140ZM159 108H161V109L159 110ZM185 108H186V106H185ZM164 109H165V111H164ZM98 110H100V111H98ZM103 110L106 111L107 113L104 112ZM136 111H139L141 114L139 112L136 113L135 115H134V113H132V112H136ZM145 111L148 112L147 110H145ZM168 111H170V112H168ZM126 112H129V114L126 115ZM96 113H99V115L96 114ZM155 113H156V115H155ZM198 113H200V114L198 116H195ZM201 113H202V116H201ZM157 114H159V115H157ZM108 115H110V116H108ZM174 115H175V117L176 116L178 117L180 122L177 121L178 119L174 118ZM27 116L29 118L28 119L29 123H27V124H29V126L31 125V127L33 128V134H32V136L30 138H28L26 136L18 137V139H20V141L22 140L21 142L23 143V145L21 144L19 146V148H17L16 151H12L9 147H6L5 144L8 142V140L11 137L15 136L14 133H13V128H12L13 122L18 117H20V118L21 117H25L27 119ZM126 116H128V117H126ZM110 117H112L111 119H113V121L110 119ZM142 117H145V119L142 118ZM87 118H88V120H86ZM1 119H2V121H1ZM169 119L171 120V118H169ZM128 120L129 121L130 120L131 121H138V123L140 122L142 128H143V126H144V129L146 127H147L146 129L149 128L148 131L152 130L151 132H154L155 136L152 137V139L149 140V138H147V136L146 137L144 136L145 134L140 133L138 135V140H140L142 143L140 141L134 142L135 143V146H134V143L129 142L130 139L128 138L127 134L126 133L123 134L124 132H121L118 129V127L121 126V124L127 123ZM114 121L116 123L117 122L118 123L116 124ZM143 121H144V123H143ZM88 122H89V124H88ZM183 122L181 123L182 126L184 125L189 130L190 129V125H188L189 126V128H188V126H186L187 124H183ZM172 123H173V125H171ZM106 126H108V128ZM172 126H173L172 129L169 128V127H172ZM111 127H113V128L111 129ZM182 128L183 127H181L180 129H182ZM191 128H192V126H191ZM183 129H185V128H183ZM187 129H185L184 132L188 131ZM192 130H194V129H191L190 131H192ZM179 132H180V134H179ZM115 133H116V136H115ZM113 135H114V137H113ZM117 136H118V138H117ZM92 137H93V139H92ZM179 137H181L180 139L182 141L184 140V142H182L180 139L178 140L177 138H179ZM114 138H115V140H114ZM105 139H107V140H105ZM103 140H105V141H103ZM165 140L168 141V144H167V142ZM170 140H172L173 142L170 143ZM164 141H165V143H163ZM178 142H182L183 146H181V143L179 145ZM120 143H121V145H120ZM162 143H163V145H162ZM99 144H101L100 147L102 146V149L99 147ZM122 144H123V146H122ZM125 144H127V145H125ZM129 144H130V146H129ZM151 144L153 146H151ZM158 145H160V146H158ZM109 146H112V148L109 147ZM120 146H121V148H120ZM126 146H127V149H125ZM128 146L130 147L131 150L128 149L129 148ZM149 147H151L150 148L151 150H149ZM152 147H154V150H156V148H158V149L160 148L159 149L160 152L156 151L154 154H152L153 151H154V150H152L153 149ZM161 147H163V148H161ZM139 148L140 149L146 148L147 152H149V153L152 152V153L148 154L147 152L144 151L145 149L144 150H139ZM199 148H200V146H198V149ZM133 149H134V151H132ZM137 150H139L141 152H139ZM126 151L127 152L130 151V153L128 154L129 158H127V156H125V155H127ZM135 151L138 152V155L135 154ZM143 152H145V153H143ZM139 153H140L141 156H142L141 153H143V156L146 159L140 160L139 158L141 156L139 155ZM165 154H166V156H165ZM152 155H153V157H152ZM187 155L189 156L188 159H191V157H193V158L191 160H188L187 159ZM130 156H132V157H130ZM134 156H135V159H132V161H131V158H134ZM146 156L147 157L150 156L151 158L150 157L147 158ZM163 156H165V157H163ZM137 158H138V160H137ZM185 158H186V161H185ZM25 159H26V161H25ZM127 159H129L130 161L129 160L127 161ZM31 161L33 162V166H34L33 167V169H34L33 170V178H34L33 181L34 182L30 184V183H28L29 182V177H30L29 167L28 166H29V163ZM182 161H184V162H182ZM194 161L192 163H194ZM136 168H138V169H136ZM13 169L15 171L12 172ZM133 169H135V170H133ZM142 169H143V171H142ZM131 170L133 172H135V173H132ZM138 170L141 171V172L139 173ZM15 173H13L12 175H14ZM137 173H139V175ZM158 173H160V175ZM135 174H137V176H139V177H137ZM72 179H73V181H72ZM184 183H182V184L183 185H185L186 183L191 184L192 181L189 180L187 182V179H186V183L185 184ZM53 184H54V187H53ZM51 186H52V188H51ZM172 188L174 190L176 188V190L174 191ZM42 191H44L45 193L42 192ZM239 191H241L240 194H239ZM225 193H222V194L223 195L225 194L226 197L221 195V194H220L221 196L219 195L218 197H222V196H223L222 198L225 197L226 199H228L227 202H226V199H223V200L220 199L219 200L218 198H217L218 199L217 201L218 202L222 201V203L226 202L225 203L226 206H225V204H222V203L218 204V202H216V204L220 205L218 207H221V206L224 205L225 207H223V208L221 207L220 209H224V210H222V211H224L223 213L227 214V212H230L231 207L233 208V206H230L229 207L230 209L227 208V203H229L228 202L229 199L232 200L234 197H236L235 198L236 200L235 199L232 200L234 203L231 202L232 204L236 203L235 204L236 206L234 205V208L232 209L234 211L230 212V213L234 214L236 212L238 214L237 215L235 214V215L238 216L240 214V212L238 210L239 207H241L244 204L248 203V201L245 202L246 200H245V198H243L244 196H248V193H246L245 190H242V188L235 192L236 195H234L235 193H229L228 194L227 191ZM238 194L240 196L242 195L241 197L244 200L241 197L239 198ZM227 196H228V198H227ZM231 196H234V197H231ZM79 197L83 198V201H82V199L81 200L77 199ZM155 198H156V200H155ZM157 198L159 200H157ZM114 199H116V200L114 201ZM153 199H154V201H153ZM49 200L51 201V203H50ZM234 200L237 201V202H235ZM151 201L152 202H156L158 204L151 203ZM81 202H83V203L81 204ZM153 204H155V206ZM237 205H238V207H237ZM199 207L201 208V206H199ZM235 207H236V209H235ZM78 208H82L81 210H83V211H81V210L79 211ZM94 208H95V210L96 209L97 210L95 211ZM91 209H93V210L91 211ZM225 209H228V210L226 211ZM62 210H64V211H62ZM180 210H181V208H180ZM55 211L57 212V215H56ZM59 211H61L63 213V216H62V213L59 212ZM77 212H78L79 215L75 214ZM80 212H83V213H80ZM88 212H89V214H88ZM92 212H93V214H92ZM94 212H96L95 215H94ZM68 213H69V215H68ZM98 213H100V214H98ZM197 214H200V215H198L199 217H201V215H202L201 213H196V214H194L192 216H190L191 214H188V216H187V214L183 215L182 213L179 214V212H178L177 218H175L176 215H172L171 216V214H170V215H168V217H166V219L167 218L169 219V217H171V220L170 219L169 220L173 221L172 225L173 226L175 225L174 227H177V228H178V226H180L178 229H180L182 235L184 236L185 233L189 229V228H187L188 226L184 227L185 225H187V224H184V221L190 219L191 217H193V220H195L193 222V224H195L196 220L198 219V217L196 219V216H195ZM229 214H227V216ZM66 215H68V216L72 215V216H70L71 217L70 218V217H68ZM52 217H53V219H52ZM67 217H68V219H67ZM152 217H153V222L151 221ZM225 217L226 216L223 217L224 218L223 220L227 223L229 219L226 220ZM238 217H240V216H238ZM38 218L41 219V220H39ZM201 218H203V215H202ZM201 218H199V219H201ZM62 219H63V221L64 220H66V221L63 222V221H61ZM177 219H179V220H177ZM198 220H197V222H199V221L201 222L202 219L199 220V221ZM58 221H60V223ZM69 221H70V223H69ZM71 221L72 222L74 221V222L71 223ZM176 221H178V222L176 223ZM0 222L2 223V221H0ZM62 222L65 223L64 225L66 227H67L68 224H70V226L68 225L69 228L68 227L67 228L68 229H72V231L70 232V230H68V229L66 230L65 227H63V223ZM66 222H68L67 225H66ZM78 222H81L83 224L82 225L81 223H79L80 225H82V226H80V230L83 228V230H82L83 232H80V234H79L80 230L75 231L76 229H79V228H77L79 226L78 225L76 226V224H78ZM200 222L196 223L195 226L199 227L201 224H203L199 228H201V227L204 228L206 222H205V224L202 223V222L200 223ZM1 223H0V226L2 225ZM176 224H178V225H176ZM182 224H184L183 227L181 226ZM193 224H192V226H194ZM206 225L208 227H210V225L208 223ZM57 227H59L60 230H58L59 228H57ZM61 227L63 229H65L66 231H64ZM92 229L96 230L98 234L97 235H93V230ZM88 230H90L91 232L88 231ZM57 231H55V232H57ZM105 231H107L106 234H105ZM217 231L220 232L219 229L216 230V232ZM88 232H90V234H92L93 238L91 236H89L90 234ZM83 233H87V234L84 235ZM107 233H109V234H107ZM225 233L228 236L230 235V233L226 232V230H225ZM78 234H79V236H78ZM212 234L210 232V234H208V236L209 235L213 236ZM216 234L213 236V238L212 237H210V238L208 237L206 239V241H204L203 244H202L201 240L197 236L196 237L194 236V234L192 236H194L195 238L190 236V235H189L190 237L188 238V236L185 235L184 238L187 237L186 238V242H188L190 240L187 244L191 246V249L193 251H191L192 254L190 252V255L188 256L189 258L187 259V261H184V263H181V264H250V263L251 264H253V263L254 264L255 263L261 264L262 263L261 261H263V264H264V258L261 257V256H264V255H262L264 253V242L263 241H261V240L252 241V240L248 239V241H247L248 244L246 245L245 249L249 250V251H248V254H246V255H248V257L245 255L247 257L246 258L240 252L239 246L237 244H235L234 242L230 243V242L226 241L228 239V236L227 237H225V236L221 237V236H219L220 235L219 233H218L217 236H216ZM81 235L85 236L84 239H83V237ZM80 236L82 238L81 240H80ZM95 236L98 237V238H96ZM1 238H3V237H1ZM1 238H0V241L3 242L2 244L8 243L9 245L10 244L12 245V244H14L16 242V239H14L15 237L8 238V236H6L3 239H1ZM94 238H96V239L94 240ZM34 239H35V237H34ZM45 239H49V238L45 237ZM187 239H188V241H187ZM78 241H83L82 242L83 244L81 242H78ZM212 241H213V244H212ZM77 242L80 243V244L78 245ZM84 242L86 244H89V245L86 246V244H84ZM190 242L193 243V245L195 247ZM208 242H210V243H208ZM39 243L38 242L36 243V245H35L36 249H39V248L41 249V246H43L42 241H39ZM142 243H144V242H142ZM206 243H208V245H211V246L206 245L207 248H205L206 246L204 247V245ZM100 244L102 246H100ZM147 244H149V243H147ZM25 245L22 244L19 247L18 246L17 247L18 248L21 247V250H26V249H28V246H25ZM100 247H102V248H100ZM200 247H201V249H199ZM249 247H250V249H249ZM259 247L261 248V250H260ZM47 248H49V247H47ZM181 248L182 249H186L187 247L181 246ZM196 248H197V250H196ZM63 249H64V251H63ZM75 249H76V246H75ZM251 249H253V251H251ZM46 250H51V249L49 248V249H46ZM104 251H105V253H104ZM259 251H260V253H259ZM78 252H80V253H78ZM252 253L254 254L253 256L251 255ZM13 254H15V252ZM13 254H11V255L13 256ZM75 254L76 255L78 254V255L76 256ZM91 255H92V257H91ZM162 255H164V254H162ZM191 255H193V256H191ZM22 256L17 258L19 262L17 261V259H15L14 260L15 262L14 261H12V262L10 261V263H8L6 261L7 259L4 260V259H2L3 257L1 258V256H0V264H31V262H28V261H33V260H29L28 257H25V255H24V257H22ZM249 256H251V257H249ZM20 258L22 260H20ZM49 259H52V260L49 261ZM125 260L127 261L128 259L126 258ZM78 262L76 264H78ZM74 263L75 262H73L72 264H74ZM32 264H36V263H32Z\"/></svg>",
  "mask_w": 264,
  "mask_h": 264
}]
</instances>
